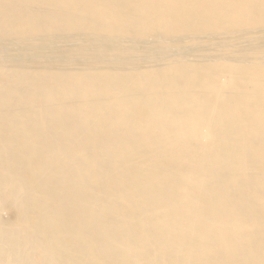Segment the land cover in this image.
Segmentation results:
<instances>
[{
	"label": "bare ground",
	"instance_id": "obj_1",
	"mask_svg": "<svg viewBox=\"0 0 264 264\" xmlns=\"http://www.w3.org/2000/svg\"><path fill=\"white\" fill-rule=\"evenodd\" d=\"M0 264H264V0H0Z\"/></svg>",
	"mask_w": 264,
	"mask_h": 264
}]
</instances>
